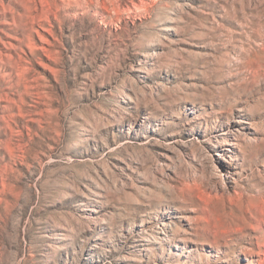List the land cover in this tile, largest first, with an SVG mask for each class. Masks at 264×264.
I'll return each instance as SVG.
<instances>
[{"label":"rangeland","instance_id":"1","mask_svg":"<svg viewBox=\"0 0 264 264\" xmlns=\"http://www.w3.org/2000/svg\"><path fill=\"white\" fill-rule=\"evenodd\" d=\"M261 32L264 0H0V264H264Z\"/></svg>","mask_w":264,"mask_h":264},{"label":"bare ground","instance_id":"2","mask_svg":"<svg viewBox=\"0 0 264 264\" xmlns=\"http://www.w3.org/2000/svg\"><path fill=\"white\" fill-rule=\"evenodd\" d=\"M260 35L262 36L263 40H264V32H261ZM263 82V81H262ZM263 215V214H262ZM256 219V218H255ZM257 220V219H256ZM261 223V222H260Z\"/></svg>","mask_w":264,"mask_h":264}]
</instances>
